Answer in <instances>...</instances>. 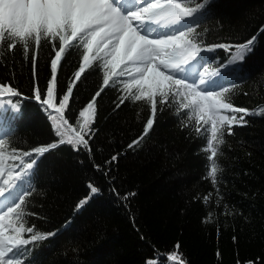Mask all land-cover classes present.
Returning a JSON list of instances; mask_svg holds the SVG:
<instances>
[{
	"label": "trees",
	"instance_id": "16d2710c",
	"mask_svg": "<svg viewBox=\"0 0 264 264\" xmlns=\"http://www.w3.org/2000/svg\"><path fill=\"white\" fill-rule=\"evenodd\" d=\"M4 24L0 23V29ZM261 25L264 0H222L205 31L210 41L237 42L253 34L260 37L257 29ZM34 28L28 26V30ZM49 32L61 39V27ZM36 38L39 41L38 32ZM259 39L262 47L255 55L259 67L236 98L238 105L256 112L264 107V37ZM49 54L46 45L39 53L41 84L49 75ZM4 55L0 43V56ZM78 57L79 53H73L62 70L61 88L70 80ZM15 61L17 66L11 70L28 92L32 83L30 60L22 59L16 51ZM0 74L7 76L8 71L0 68ZM100 79L93 73L77 85L74 112L86 106ZM117 98L116 92L109 91L98 105L91 160L84 152L59 144L37 157L42 163L33 194L26 201L39 215L30 223L57 234L34 248L31 256L35 264H179V260L166 259L177 243L180 248L175 251L185 264H264V116L248 118L246 126L236 127L234 135L225 139L217 193L203 178L204 159L198 154L203 141L194 136L188 123L181 122L179 109L158 113L154 129L139 146L129 149V143L141 134L148 111L140 102L117 110ZM75 118L79 119L78 115ZM50 123L37 102L24 101L21 116L12 124L13 135L6 138L27 148L47 146L55 141ZM118 152L124 153L118 161L105 165ZM94 165L111 168L113 179L105 180ZM89 183L101 191L84 207L74 208L88 193ZM209 192L208 205L193 199ZM128 193L135 196L124 200ZM208 211L213 213L211 220H206Z\"/></svg>",
	"mask_w": 264,
	"mask_h": 264
},
{
	"label": "snow or ice",
	"instance_id": "6c2138e0",
	"mask_svg": "<svg viewBox=\"0 0 264 264\" xmlns=\"http://www.w3.org/2000/svg\"><path fill=\"white\" fill-rule=\"evenodd\" d=\"M213 0H108V6L103 13L105 23L115 30L117 36L114 44L106 45L104 41L94 38L92 27H86L79 32L71 43L64 45L60 36L49 32L46 22H41L34 29L28 30L29 10L27 5L17 4L6 16V22L0 36L3 44L4 56H0V68H5L8 75L0 74V131L7 130L5 135H0V200L5 201L0 208V264H35L31 253L40 242L56 236V230L44 232L38 225L31 222V218L39 214L32 210V205L26 201L34 191V182L38 179V165L42 163L37 157H43L50 149L59 146L71 147L74 152H84L92 159V141L98 129L95 121L98 105L107 92L117 94L114 108L117 110L125 104L140 102L147 107L148 116L144 121L141 134L127 146L133 149L139 146L145 137L154 129L158 113L165 109L176 111L184 109L183 123H188L196 138L203 141L198 149V154L204 159V177L219 193L215 186L220 182L219 173L223 172L220 163L226 145L225 136L234 135L236 127L246 126L248 118L264 116V107L259 112L247 107L239 106L233 102L230 86H235L236 80L219 85L222 76L235 75L239 80L246 77L239 69L244 68L242 62L251 59V53L260 37H264V25H261L256 34L239 43L219 42L208 45L206 48L198 43L194 35L201 20L199 17L208 10V5ZM96 27H99L97 25ZM165 29V31H161ZM37 32L39 41H37ZM71 35V31L68 33ZM183 38L189 39L194 44L191 55L184 59L174 60L172 63H156L160 52L147 43L136 44V41L177 43ZM132 38V45L126 50L118 47L120 37ZM163 37V40L161 39ZM199 39H203L200 37ZM47 46L49 50L48 70L46 81H39L38 69L40 64V50ZM220 50L227 53V67L217 76L211 74L201 80L200 63L202 56ZM20 51L22 59L30 60L32 70V83L30 91L25 92L16 79L15 52ZM79 53L78 60L70 80L61 88L62 70L67 65L71 55ZM11 56L13 59L8 60ZM211 56L209 62L214 60ZM224 59L220 61L223 64ZM200 65L198 68L197 65ZM101 77L100 84L90 96L86 106L73 111L77 103L75 89L91 74ZM160 73L166 78V86L161 88L155 76ZM215 77V79H213ZM179 82L184 87L177 86ZM195 87L188 91L187 86ZM123 93V94H121ZM247 95V93H245ZM34 100L40 108L47 113L53 129L55 141H50L47 146L27 148L21 143H10L8 136L13 135L12 123L22 114L23 102ZM178 101V102H177ZM78 115L79 119L75 117ZM96 151H100L97 147ZM124 153H114L104 163H116ZM26 158L27 161L26 162ZM15 162V163H14ZM34 166H37L34 168ZM105 180L113 179L110 176L111 168L105 170L101 165H94ZM19 169V170H18ZM31 179L27 187L20 191V185L29 176ZM88 193L77 201L74 208H81L99 194L101 188L94 183L86 185ZM112 191L117 194L115 188ZM43 195V192H40ZM212 193L205 194L202 198L193 197L194 200L202 199L205 205L211 200ZM135 193L126 194L123 199L134 197ZM220 196H217L216 206L220 205ZM212 211L206 213V220H211ZM46 220V217L44 218ZM206 222V221H202ZM220 229L217 228L219 233ZM235 240V237H233ZM180 244L166 257L168 261H177L185 264V260L178 257L177 251ZM217 257L220 252L217 251Z\"/></svg>",
	"mask_w": 264,
	"mask_h": 264
},
{
	"label": "rangeland",
	"instance_id": "374dc122",
	"mask_svg": "<svg viewBox=\"0 0 264 264\" xmlns=\"http://www.w3.org/2000/svg\"><path fill=\"white\" fill-rule=\"evenodd\" d=\"M22 1L23 0H19L18 4L21 6L27 5L28 10H29V15H33L34 13L38 12V9L36 7H33L31 4L22 3ZM9 6H11V5H9ZM11 10H8V11H11Z\"/></svg>",
	"mask_w": 264,
	"mask_h": 264
},
{
	"label": "bare ground",
	"instance_id": "6f19581e",
	"mask_svg": "<svg viewBox=\"0 0 264 264\" xmlns=\"http://www.w3.org/2000/svg\"><path fill=\"white\" fill-rule=\"evenodd\" d=\"M47 2H48V0H30V4L35 5V6H41Z\"/></svg>",
	"mask_w": 264,
	"mask_h": 264
}]
</instances>
